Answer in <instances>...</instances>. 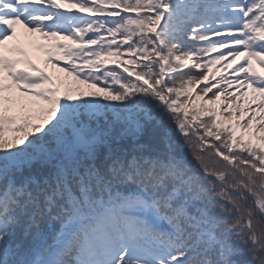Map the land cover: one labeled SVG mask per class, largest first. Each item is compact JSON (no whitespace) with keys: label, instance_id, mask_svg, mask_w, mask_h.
Segmentation results:
<instances>
[{"label":"snow or ice","instance_id":"obj_1","mask_svg":"<svg viewBox=\"0 0 264 264\" xmlns=\"http://www.w3.org/2000/svg\"><path fill=\"white\" fill-rule=\"evenodd\" d=\"M0 264H264V0H0Z\"/></svg>","mask_w":264,"mask_h":264},{"label":"rangeland","instance_id":"obj_2","mask_svg":"<svg viewBox=\"0 0 264 264\" xmlns=\"http://www.w3.org/2000/svg\"><path fill=\"white\" fill-rule=\"evenodd\" d=\"M31 40H33L34 44L39 48V46H44L47 47L49 45V41L44 40L43 38H41L38 35L29 33ZM34 38V39H32ZM36 39H42L40 41H36ZM12 45H19L25 48V50L28 52L29 57L31 59H33L34 62L38 63V65H42L44 64V60L46 59L44 52L42 50L36 49V47L31 46L30 43H28L27 41H24L22 39H18L16 40L14 43L11 44ZM45 65V64H44ZM48 68H50L51 66L48 65ZM249 96L245 97V103H247V101L249 100ZM223 103V99L220 100L219 102H217V107L220 106V104Z\"/></svg>","mask_w":264,"mask_h":264},{"label":"trees","instance_id":"obj_3","mask_svg":"<svg viewBox=\"0 0 264 264\" xmlns=\"http://www.w3.org/2000/svg\"><path fill=\"white\" fill-rule=\"evenodd\" d=\"M220 68H221V66L213 69V72L209 74V79L210 80H212L213 75H214L215 79H221L223 76H229L231 74V71L228 72L227 75L222 74L221 71H220ZM212 82H214V80ZM257 102H258V100H257ZM9 135H12V134L9 133Z\"/></svg>","mask_w":264,"mask_h":264}]
</instances>
